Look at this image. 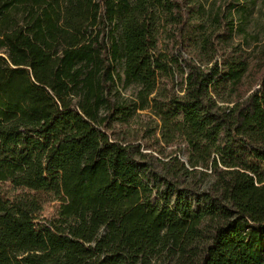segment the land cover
Returning <instances> with one entry per match:
<instances>
[{
	"label": "trees",
	"instance_id": "trees-1",
	"mask_svg": "<svg viewBox=\"0 0 264 264\" xmlns=\"http://www.w3.org/2000/svg\"><path fill=\"white\" fill-rule=\"evenodd\" d=\"M260 3L0 0V264H264Z\"/></svg>",
	"mask_w": 264,
	"mask_h": 264
},
{
	"label": "rangeland",
	"instance_id": "rangeland-1",
	"mask_svg": "<svg viewBox=\"0 0 264 264\" xmlns=\"http://www.w3.org/2000/svg\"><path fill=\"white\" fill-rule=\"evenodd\" d=\"M232 2H234V0H203L204 9L202 8V10L199 12L203 13V15H199V20H201L205 26L203 30L208 33H211L213 29V27L211 26L213 17L221 10L223 11L227 7H229ZM260 2V4H264L263 0H260ZM188 15H190V12H188ZM257 19V22L259 24V22H262L263 18L259 16V18ZM167 31L168 32H164L161 36L160 48L162 50H166V47H169V51L176 52L181 46V43H178V45L175 44L176 40L173 38L175 37L174 33L176 32L173 29L169 28ZM125 94L129 95L130 92H125ZM140 113L149 114V112ZM137 123L139 127L147 126L150 123L149 117L145 116L142 119H139ZM125 129L127 128L119 126L116 128V131L121 133L125 131ZM147 137H149L147 138V142L149 144H154L153 138L150 137V134H147ZM5 192L9 197L14 198L30 191L24 188L23 186H17L12 183H7L5 185ZM31 194L36 195L35 192H31ZM40 197L44 200V205L43 210L39 216L38 222H41L42 224H49L57 220L59 218L60 202L53 200V197L51 195L41 194Z\"/></svg>",
	"mask_w": 264,
	"mask_h": 264
}]
</instances>
